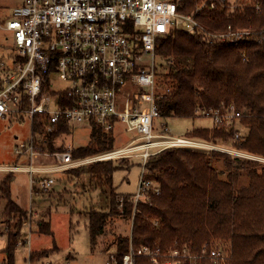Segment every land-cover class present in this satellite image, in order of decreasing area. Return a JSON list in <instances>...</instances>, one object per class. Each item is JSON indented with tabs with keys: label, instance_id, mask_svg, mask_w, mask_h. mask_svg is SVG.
I'll return each mask as SVG.
<instances>
[{
	"label": "built area",
	"instance_id": "obj_1",
	"mask_svg": "<svg viewBox=\"0 0 264 264\" xmlns=\"http://www.w3.org/2000/svg\"><path fill=\"white\" fill-rule=\"evenodd\" d=\"M181 2L21 0L11 18L0 14V27L10 33L13 42L9 56L0 57V119L27 118L32 124L34 117L41 115L46 117L48 133L62 123L73 127L94 122L113 136L121 124L126 132L136 135L125 147L79 160L72 158V148L54 155L41 153L32 136L15 148L16 154L30 160L31 165L12 169L29 173L32 179L37 175L39 189L49 190L55 185L52 174L95 162L139 158L142 175L138 193L133 196L137 205L147 200L150 192L159 193V186L145 178V165L150 157L169 148L216 150L264 163L259 156L170 135L156 107L163 92L157 74L160 40L175 31L198 34L216 44L236 45L255 36L264 39V1L196 0L197 6L190 13L179 11ZM250 11L262 20L260 26L229 24L214 29L200 19L209 12L244 16ZM57 79L67 86L58 89ZM202 115L217 128L236 124L240 118L235 110L225 114L205 111ZM243 135L237 132L235 139ZM40 157L53 158L56 164L34 166ZM140 257L152 264H199L203 259L211 264H229L227 251L211 244L194 254L187 247H134L132 242L121 261L115 254L107 264H136Z\"/></svg>",
	"mask_w": 264,
	"mask_h": 264
},
{
	"label": "trees",
	"instance_id": "obj_2",
	"mask_svg": "<svg viewBox=\"0 0 264 264\" xmlns=\"http://www.w3.org/2000/svg\"><path fill=\"white\" fill-rule=\"evenodd\" d=\"M181 3L182 13H190L197 6L196 0ZM207 15H200L201 21L214 29L229 24L255 28L262 23L251 11L244 16L219 12ZM157 55L158 82L163 92L156 107L162 120H195L205 111L225 114L235 110L240 114V126L246 130L241 139H235L236 124L195 128L186 138L264 158V39L255 36L236 45L216 44L198 34L175 31L158 42ZM46 89L45 84L43 91ZM31 125L41 153L54 155L66 150L57 148L56 142L70 135L73 127L62 123L48 133L46 117L41 115H36ZM114 142L112 134L93 122L90 142L73 149L72 158L86 159L113 151ZM114 161L66 171L74 178L87 175L103 193L105 188L110 191L109 212L87 214L92 246L105 233L109 219L122 215L132 220V234L117 240L118 261L128 253L131 242L134 247H187L194 254H200L206 244L218 243L227 251L229 264H264V166L260 162L216 150L169 148L150 157L145 165V178L159 186V193L150 192L147 200L135 205L132 195L116 193L114 173L130 167ZM242 178H246L244 184ZM10 180H3L0 192L6 201L3 217L9 244L5 253L13 264L21 230L29 218L12 198ZM37 230L53 236L50 222L37 223ZM36 258L37 254L31 253L30 260ZM136 264L152 263L140 257ZM199 264L211 263L203 259Z\"/></svg>",
	"mask_w": 264,
	"mask_h": 264
},
{
	"label": "rangeland",
	"instance_id": "obj_3",
	"mask_svg": "<svg viewBox=\"0 0 264 264\" xmlns=\"http://www.w3.org/2000/svg\"><path fill=\"white\" fill-rule=\"evenodd\" d=\"M20 3L21 0H0L1 16L6 19L11 18L13 9ZM12 44L10 33L0 27V57L9 56ZM66 86V83L57 79L58 89ZM202 118L204 117L195 120L174 118L165 122L169 126L170 135L183 138L194 128H206L213 124L211 119H207L209 122ZM31 126V121L27 118L0 119V188L3 180L11 177L9 187L12 198L28 212L29 218L21 230L13 264H107L111 255L116 254L117 240L131 236L132 220L122 215L112 216L105 233L98 239L96 245L92 246L87 214L92 211L109 212V189L105 188L106 193H103L96 186V182L91 181L87 175L79 174L74 178L73 174L60 172L51 175L55 179V185L52 188L40 190L37 175L32 179L25 171H14L13 167L31 165L30 160L18 156L15 152L16 146L32 137ZM235 127L239 133H246L245 128L240 126L239 120ZM157 130H160L159 126ZM90 134V123H76L70 135L61 136L58 139L57 148L67 150L86 146L90 142ZM113 137L115 150L127 146L136 138V135L126 132L124 125L119 124ZM114 162L122 167H130L114 173L113 186L116 193L136 195L141 181L142 160L122 158ZM55 164L53 158L40 157L33 165L54 166ZM260 164L264 166L263 162ZM217 167L220 169L221 165ZM245 182L246 178H242L241 184ZM34 188L38 189L39 193L34 192ZM5 206L6 201L0 192V264H10L5 253L9 244L7 224L3 217ZM44 221L50 222L53 236L36 231L37 223ZM55 246H57L56 251ZM212 246L222 248L218 246V243ZM44 252L48 254L43 255ZM31 253L37 254V258L32 262L29 261Z\"/></svg>",
	"mask_w": 264,
	"mask_h": 264
},
{
	"label": "crops",
	"instance_id": "obj_4",
	"mask_svg": "<svg viewBox=\"0 0 264 264\" xmlns=\"http://www.w3.org/2000/svg\"><path fill=\"white\" fill-rule=\"evenodd\" d=\"M202 119H203L204 121H209V120H207L208 118H205V119L202 118ZM209 122H210V121H209ZM212 127H213V124L209 125V127H206V128H212ZM194 129H195V128H194ZM192 130H193V129H192ZM38 191H39V190L36 189L34 192L39 193ZM36 231H38V230H36ZM29 259H30V257H29ZM29 259H28V260H29ZM29 261L32 262L31 260H29Z\"/></svg>",
	"mask_w": 264,
	"mask_h": 264
}]
</instances>
